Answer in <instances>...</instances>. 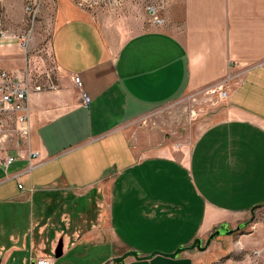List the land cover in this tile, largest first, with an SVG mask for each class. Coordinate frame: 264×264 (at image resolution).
<instances>
[{
    "label": "crops",
    "instance_id": "1",
    "mask_svg": "<svg viewBox=\"0 0 264 264\" xmlns=\"http://www.w3.org/2000/svg\"><path fill=\"white\" fill-rule=\"evenodd\" d=\"M79 6L58 0L49 41L58 90L30 96L36 166H0V264L173 254L263 205L264 0H168L162 27L124 41ZM19 53L0 40V68L16 71ZM70 192L80 198L66 205L69 221L84 222L94 200L101 211L88 221L102 227L81 234L51 211ZM228 254L214 243L124 264H240L221 261Z\"/></svg>",
    "mask_w": 264,
    "mask_h": 264
},
{
    "label": "rangeland",
    "instance_id": "2",
    "mask_svg": "<svg viewBox=\"0 0 264 264\" xmlns=\"http://www.w3.org/2000/svg\"><path fill=\"white\" fill-rule=\"evenodd\" d=\"M35 1H39L38 8L33 9L31 7L32 11H26V0H0V24L7 35V39L4 41L16 45L20 50L19 55H17L20 62L16 65V71L11 72L16 74L28 72L32 83L45 86L46 83L51 82L58 87V70L51 59L49 46L58 0ZM122 1L123 3H120L119 0H73V2L80 5L81 9H84L93 17L107 37H113L114 39L119 37L121 41L134 34L160 28L165 24L153 23L152 16L146 10L147 5L152 2L151 0ZM33 12L36 13L34 21ZM23 40L28 42L25 50L20 47ZM188 116L190 117L189 114ZM190 124L188 127L191 130L186 136L187 138L196 137L199 133L197 129L191 128ZM189 141L191 140L189 139ZM69 194L72 198L68 199V194L61 193L57 196L58 200L51 199V203L57 200V204L62 205L57 210L52 209L51 211H55L57 216L59 215L65 223L68 222L67 228L72 230L73 227H76L75 230L83 234L92 227L93 224H90L89 221L93 219V216L99 214L101 208H98L93 200L94 203L90 202V205L87 206V214L81 217L84 222H81L77 216L69 221L67 216L71 211L66 205L71 204V207H73L72 200L80 198L78 192H70ZM99 225L102 227L101 223L93 225V228L97 229ZM241 225H244L241 230L232 233L230 236L215 238L210 242V246L214 243L219 244L222 254L230 252L221 261L226 262V259L229 258L240 264L245 261L248 264L253 262L264 264V204L252 212H248L241 222L233 224L230 228ZM242 238H249L252 242L251 245L249 244L244 248V244L242 246L240 243ZM253 251L258 252V258L252 256Z\"/></svg>",
    "mask_w": 264,
    "mask_h": 264
},
{
    "label": "built area",
    "instance_id": "3",
    "mask_svg": "<svg viewBox=\"0 0 264 264\" xmlns=\"http://www.w3.org/2000/svg\"><path fill=\"white\" fill-rule=\"evenodd\" d=\"M123 3L122 0H119ZM147 5L146 10L152 16L153 23L163 25L165 20L159 16V11L163 10L168 0H151ZM39 1L26 0V11H32L31 7L38 8ZM36 13L33 12V21ZM7 35L1 28L0 24V40H6ZM28 42L23 40L20 47L25 50ZM72 82L79 90V96L83 106H88L90 98L87 93L82 91L80 78L77 74L72 77ZM57 85L51 82L45 86L32 83L31 76L28 72L24 74H16L8 72L0 68V166L7 168L14 163L16 159H26L29 162V167L33 168L36 164L33 160L38 154L29 147L30 138V96L32 93H40L41 91L55 92ZM225 92L220 91V99L224 100ZM16 151V154L11 155L10 151ZM21 189V185H19ZM252 256L258 258V252L253 251ZM35 264H52L47 258L34 260ZM252 264H257L253 262Z\"/></svg>",
    "mask_w": 264,
    "mask_h": 264
},
{
    "label": "water",
    "instance_id": "4",
    "mask_svg": "<svg viewBox=\"0 0 264 264\" xmlns=\"http://www.w3.org/2000/svg\"><path fill=\"white\" fill-rule=\"evenodd\" d=\"M260 206H258V207H260ZM254 209H256V208H254ZM253 210H251V212ZM243 226L244 225H241V226H237V227L231 229L228 227V225L221 224V225L217 226V228L214 231H212L207 236V238L203 240V242L200 239H195L191 242V244L188 247H180V248L176 249L173 254H162V253L154 252V253H151L150 255H147V256H139L138 252L131 250V251L126 252L120 256H117V258H113L112 264H124V261H125L124 259L132 258V257L135 260H146L148 258H151L154 255H163V256H166L168 258L174 259L178 254H180L182 252L189 251V250L196 249L200 252H204V250H206L210 246V244H211L210 242L212 240H214L215 238H218L219 236H230V235H232V233L241 230ZM32 263L35 264V262H32Z\"/></svg>",
    "mask_w": 264,
    "mask_h": 264
}]
</instances>
